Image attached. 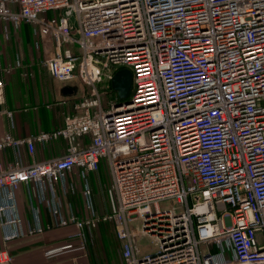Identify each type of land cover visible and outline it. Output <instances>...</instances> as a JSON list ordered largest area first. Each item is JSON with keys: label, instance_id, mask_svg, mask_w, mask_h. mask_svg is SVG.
I'll return each mask as SVG.
<instances>
[{"label": "built area", "instance_id": "built-area-1", "mask_svg": "<svg viewBox=\"0 0 264 264\" xmlns=\"http://www.w3.org/2000/svg\"><path fill=\"white\" fill-rule=\"evenodd\" d=\"M23 23L48 73L77 93L60 127L0 136L17 156L0 168V264H13L10 241L68 225L80 244L62 247L84 249L103 221L122 264H264V0H0L3 31ZM14 59L0 52V97L19 48ZM119 69L131 72L128 95L104 100ZM59 139L61 154L20 159ZM102 162L105 214L91 184Z\"/></svg>", "mask_w": 264, "mask_h": 264}, {"label": "crops", "instance_id": "crops-1", "mask_svg": "<svg viewBox=\"0 0 264 264\" xmlns=\"http://www.w3.org/2000/svg\"><path fill=\"white\" fill-rule=\"evenodd\" d=\"M8 30L6 34L0 26L1 63H14L16 45L20 47V50L22 47L25 54L22 52L21 67L13 68L10 72L3 74L4 86L0 97V136L10 132L16 137H24L38 131L60 127L64 115L71 110L73 99L71 96L74 94L64 92L62 90L64 85L48 73L43 65L46 54L45 44L41 41L40 45L35 47L36 38L30 25L23 23L16 30L9 26ZM6 112H11V117ZM66 144L67 142L63 139L45 146L36 144L33 155L23 146L19 156L24 164L30 163L32 159L41 161L61 154ZM16 160L17 156L12 149L6 148L0 151L1 169L11 167ZM76 194L68 198L79 217H82L75 202ZM17 204L22 217L25 219L31 217L26 189L23 185L17 191ZM80 207L83 212L82 200ZM43 218L47 219L46 213L43 214ZM75 232L76 227L68 225L10 241L7 247L13 254V264H91L86 251L62 247L67 243L72 245L80 241L79 238L72 236ZM96 236L101 237L99 233ZM87 241H91L89 233H87L85 245ZM116 241L120 256V242L117 238ZM94 263L96 264L95 261ZM108 264L116 263L111 259Z\"/></svg>", "mask_w": 264, "mask_h": 264}, {"label": "rangeland", "instance_id": "rangeland-1", "mask_svg": "<svg viewBox=\"0 0 264 264\" xmlns=\"http://www.w3.org/2000/svg\"><path fill=\"white\" fill-rule=\"evenodd\" d=\"M36 40V39H35ZM20 48L16 45V49ZM21 51L25 54L24 49L21 47ZM26 56V55H25ZM28 59V58H27ZM107 83H99L97 84L99 90L103 93L104 90L110 91L106 88ZM106 88V89H105ZM112 98L117 100H125V98H119L117 93L109 94L107 96H103V99ZM91 184L93 187L94 199L96 204V209L99 214L108 213L111 209L110 197H109V188L111 186V177L109 174L108 167L105 162H102L98 168V170L91 175ZM78 193V192H77ZM75 202L80 210V216H84V211L81 212V199L80 193L76 194ZM86 233L91 235V241H87V245H85L84 249H80V251H86V256L89 261L96 262V264H108V262L113 259L116 264H122V261L119 256V247L115 238L113 223L111 221H103L100 222L95 227L86 228ZM100 234L101 237L96 236ZM104 235V236H103ZM77 244V245H75ZM73 247L78 246V243H75ZM204 251L207 250V247L202 248Z\"/></svg>", "mask_w": 264, "mask_h": 264}, {"label": "water", "instance_id": "water-1", "mask_svg": "<svg viewBox=\"0 0 264 264\" xmlns=\"http://www.w3.org/2000/svg\"><path fill=\"white\" fill-rule=\"evenodd\" d=\"M111 89L117 93L119 98H125L128 95L131 85V72L128 69L117 70L110 80ZM62 90L69 94L77 93L76 85H64Z\"/></svg>", "mask_w": 264, "mask_h": 264}]
</instances>
